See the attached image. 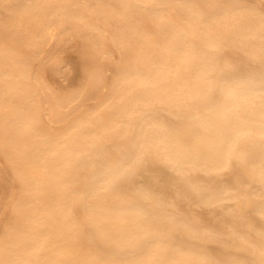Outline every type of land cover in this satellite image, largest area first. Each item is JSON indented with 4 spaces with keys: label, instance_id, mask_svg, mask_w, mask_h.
<instances>
[{
    "label": "bare ground",
    "instance_id": "1",
    "mask_svg": "<svg viewBox=\"0 0 264 264\" xmlns=\"http://www.w3.org/2000/svg\"><path fill=\"white\" fill-rule=\"evenodd\" d=\"M49 1L0 3L39 11L0 38V167L22 197L0 264H67L72 213L93 246L69 264H264V0ZM87 23L98 47L65 50Z\"/></svg>",
    "mask_w": 264,
    "mask_h": 264
},
{
    "label": "rangeland",
    "instance_id": "2",
    "mask_svg": "<svg viewBox=\"0 0 264 264\" xmlns=\"http://www.w3.org/2000/svg\"><path fill=\"white\" fill-rule=\"evenodd\" d=\"M3 0H0V3H2ZM57 1H66V0H50L48 4L44 5V10H49L53 4H55ZM1 14H0V38H3V36L10 34L12 31H21L22 27L27 24L32 18H34L39 11L37 9H30L28 13L25 16L20 15L18 9L11 7L9 3H5L0 7ZM19 19L23 20L20 25H16L17 22H19ZM58 19L57 14L55 12H50L48 14H45L44 21H53ZM67 28L61 30L59 32V36H65V44L64 49L68 50L76 44L80 48L86 47V45H91V48H97L98 43L97 41L91 36V34L96 33L95 27L91 25L90 23H87L84 27H78L74 24L67 25ZM69 36V37H68ZM58 36L56 37V39ZM45 62L44 57H40L39 64L43 65ZM113 64V61L109 56H104L95 66L93 69V77H94V83H95V92L98 93L101 89V84L107 75V68L108 66H111ZM68 72V65L65 62L60 63L58 67V74L60 78L62 79L64 77V74ZM93 91V92H94ZM88 95L83 94L78 99V104H85L88 101ZM45 113L47 115V118L50 121H56L58 119H61L65 117L66 112L57 114L54 116H51L49 111L46 109ZM5 116V110L3 108H0V151L5 148V142H4V136L1 133V122L4 121ZM36 128V126H34ZM102 145L104 147H109L111 145V142L103 140L101 141ZM32 143L28 144V147H21L19 149V153L22 156H28V151L32 147ZM80 170H83V165L80 166ZM78 175V174H77ZM35 173L32 171L30 175L28 176V180L32 181L34 179ZM129 176H125L124 179L126 180ZM10 179L7 177L3 169L0 167V212L4 211V215L0 218V229L3 227L8 214L12 210V208L18 204L22 197L18 194H15L14 196H10ZM38 198V193H33L31 197H29L31 202L36 201ZM90 206V204H88ZM97 208H109V207H126L129 206L124 200L121 199V201L114 205L110 202V199L104 195L103 197H100L98 202L94 205ZM69 220L73 221L76 224V234L73 238H71L69 241H66L64 245L67 247V252L64 255V259L66 260L67 264L73 262L78 257L82 260H89V250L93 246V239L90 236L83 237V231L84 226L82 223L79 222L77 214H73L69 217ZM51 231L48 232V237L50 236ZM48 237L44 240L43 245L41 247V251H45V253H48L49 251H53L57 246H47L48 244ZM84 241V242H83ZM90 242V243H89ZM50 247V248H49ZM49 248V249H48ZM48 251V252H47ZM101 264H107L105 261H101ZM110 264H122V262L119 261H112Z\"/></svg>",
    "mask_w": 264,
    "mask_h": 264
}]
</instances>
